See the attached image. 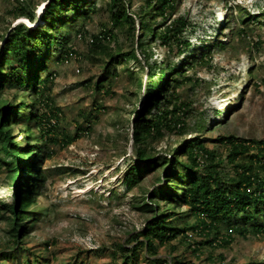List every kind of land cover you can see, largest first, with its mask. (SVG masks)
I'll list each match as a JSON object with an SVG mask.
<instances>
[{
    "label": "rangeland",
    "instance_id": "obj_1",
    "mask_svg": "<svg viewBox=\"0 0 264 264\" xmlns=\"http://www.w3.org/2000/svg\"><path fill=\"white\" fill-rule=\"evenodd\" d=\"M22 1L27 0H0V48L5 44L2 38L7 39L18 24L33 27L28 20L15 17L14 8ZM125 1L131 13L139 12L144 4V0ZM30 3L36 10L39 24L45 26L40 17L46 0H30ZM95 4L97 13L92 11ZM103 5L101 0L80 4L77 8L86 11L87 15H78L76 7L71 8L65 19L68 24L56 32L57 38L66 36L70 39L69 45L76 54L63 58L59 46L53 44L50 47L46 40L35 52L40 59L48 58L45 69L40 66L41 76H54L49 93L61 110V116L58 121H52L56 124L52 136L62 145H48L53 155L40 159L38 165L47 178L33 204L34 212L40 213L41 220L36 223L26 221L24 227H30L29 235L20 242L28 255L20 252L16 259L15 253H9V249L16 245L8 234L11 225L6 218L11 215L0 213L1 264H26L27 258L34 264L36 261L39 264H123L124 258L115 255L114 245L124 244L132 248L136 245L135 239L143 240L141 232L151 215L134 207L141 191L124 185L125 175L136 161L133 142L135 112L144 107L145 101L144 89L142 93L136 89L129 72L141 73V65L131 61L125 67L117 61L110 72H106L101 59L91 52L93 48L89 43L97 36L102 37L101 42L116 47V41L103 39L102 33L109 27L108 13L101 8ZM240 8L251 15L263 16L264 20V0L179 1L175 17H185L191 24L187 39L201 50L204 40H219L225 47L214 49L212 68L189 72L188 75H195L198 82L189 83L179 90V94L181 100L192 104L190 124L194 131L155 144L160 151L158 157L171 159L169 154L172 152L167 153L169 150L196 136L210 148L215 147L213 140L219 135L264 139V23L251 22L241 29L244 16ZM157 22L161 24L162 20ZM220 27L222 31H219ZM139 29L137 21L135 39L118 35L117 41L123 50L128 52L137 48ZM151 45L154 48L153 61L162 64L167 56L166 49L159 48V43L154 41ZM101 79L106 81L98 92L96 83ZM16 96L15 90L6 91L4 99L13 102ZM162 107L164 103L157 105L150 116ZM20 113L29 115L30 110L23 108ZM89 123L91 128H88ZM201 123L209 129L196 135V127ZM27 127L24 123L13 126L14 141L21 147H26L28 137L22 132ZM78 127L82 130L78 131ZM38 131L33 127V137L38 136ZM76 135L78 138L71 145L63 146L67 136ZM5 157L0 151V160ZM183 176L188 177L187 173ZM13 189L5 167L0 165V206L13 203ZM186 210L185 206H180L177 212L184 215ZM187 220L189 226L197 224L194 217ZM193 233L189 230L187 234ZM173 246L176 249H172ZM203 250V255H195L186 245L174 241L160 247L158 256L147 260L140 251L137 264H172V258H178L184 264L264 263L263 236L239 237L230 248L211 250L205 247ZM209 253L215 260L209 258ZM3 256L4 262L1 260ZM220 256L225 258L224 261Z\"/></svg>",
    "mask_w": 264,
    "mask_h": 264
},
{
    "label": "trees",
    "instance_id": "obj_2",
    "mask_svg": "<svg viewBox=\"0 0 264 264\" xmlns=\"http://www.w3.org/2000/svg\"><path fill=\"white\" fill-rule=\"evenodd\" d=\"M86 1L89 0H46L40 17L45 26L39 24L30 0L22 1L14 8L15 17L28 20L33 27L20 23L7 39L2 36L5 44L0 48V151L6 157L0 160V165L5 167L14 191L13 203L1 205L0 213L11 215L6 218L11 225L8 234L16 245L9 249V253H15L16 259L20 252L28 255L20 243L29 235L30 227H24L26 221L36 223L41 220L40 213L34 212L33 208L47 178L38 166L40 159L52 157L53 152L48 145H62L52 136L56 128L52 121H58L61 116V110L49 93L54 76H41L40 66L45 69L48 58L40 59L35 52L46 40L50 47L53 44L59 46L63 58L76 54L73 46L69 45L70 39L66 36L57 38L56 32L68 24L65 19L71 8L76 7L78 15L88 14L77 8ZM179 1L144 0L140 11L131 13L125 0H101L104 4L101 8L108 13L109 23L102 33L103 39L116 41V47L101 42L102 37L98 36L89 43L93 48L91 52L101 59L106 72H110L117 61L125 67L131 61L141 65V73L134 75V72H129L136 89L140 93L144 89L145 101L144 107L135 112L133 142L136 161L130 165L124 185L141 191L142 195L134 207L150 214L151 218L141 232L143 240L135 239L134 247L114 245L115 255L124 258L123 264H137L140 251L146 260L156 257L160 247L174 241L186 245L195 255H203L205 247L211 250L230 248L239 237H264V139L219 135L213 140L215 147L210 148L196 136L169 150L167 153L172 152L169 154L171 159L158 157L160 151L155 144L172 136L184 137L194 131L190 124L192 104L181 100L179 94V90L189 83L194 85L198 82L195 75H188L189 72L212 68L214 49L225 47L219 40L202 41V50L195 47L186 37L191 24L185 17H175ZM97 9L95 4L92 11L97 13ZM240 12L244 16L241 29L251 22L264 23L261 22L264 21L263 16L251 15L241 8ZM158 19L162 20L161 24ZM137 21L140 28L137 48L127 52L119 46L118 35L135 39ZM219 31H222L221 27ZM153 41L167 51L162 64L153 61ZM126 70L129 71L128 68ZM104 81L106 79L96 83L98 92ZM21 89L24 90L22 96ZM11 90L17 94L13 102L4 99L5 92ZM163 103L164 107L150 116V112ZM23 108H29L30 114L20 113ZM23 123L28 125L22 132L24 137H28L26 147L19 146L12 135L13 126ZM215 126L216 129L217 124ZM33 127L39 130L37 137H33ZM88 128H91V123ZM196 129L195 134L198 135L209 128L201 123ZM81 130L78 127V131ZM66 138L63 146L71 145L78 135ZM184 173L188 177H184ZM180 206L187 208L184 215L177 212ZM191 217L196 218L195 226H189L187 219ZM189 230L194 233L187 234ZM4 256L1 258L3 262L6 261ZM209 258L215 260L212 253H209ZM220 259L224 261L225 258L220 256ZM26 264L34 263L27 258ZM172 264L184 262L172 258Z\"/></svg>",
    "mask_w": 264,
    "mask_h": 264
},
{
    "label": "bare ground",
    "instance_id": "obj_3",
    "mask_svg": "<svg viewBox=\"0 0 264 264\" xmlns=\"http://www.w3.org/2000/svg\"><path fill=\"white\" fill-rule=\"evenodd\" d=\"M32 24V23H31Z\"/></svg>",
    "mask_w": 264,
    "mask_h": 264
},
{
    "label": "clouds",
    "instance_id": "obj_4",
    "mask_svg": "<svg viewBox=\"0 0 264 264\" xmlns=\"http://www.w3.org/2000/svg\"><path fill=\"white\" fill-rule=\"evenodd\" d=\"M43 12V11H42Z\"/></svg>",
    "mask_w": 264,
    "mask_h": 264
}]
</instances>
